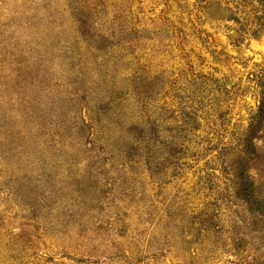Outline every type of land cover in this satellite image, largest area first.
Segmentation results:
<instances>
[{
  "label": "rangeland",
  "instance_id": "obj_1",
  "mask_svg": "<svg viewBox=\"0 0 264 264\" xmlns=\"http://www.w3.org/2000/svg\"><path fill=\"white\" fill-rule=\"evenodd\" d=\"M0 264H264V0H0Z\"/></svg>",
  "mask_w": 264,
  "mask_h": 264
}]
</instances>
